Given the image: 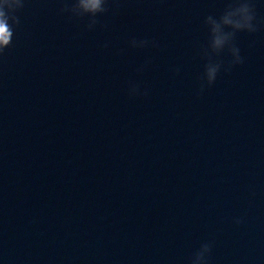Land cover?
<instances>
[{
    "label": "water",
    "instance_id": "95a60500",
    "mask_svg": "<svg viewBox=\"0 0 264 264\" xmlns=\"http://www.w3.org/2000/svg\"><path fill=\"white\" fill-rule=\"evenodd\" d=\"M238 2L107 0L91 24L74 0H21L0 264H264V0H246L242 63L210 39Z\"/></svg>",
    "mask_w": 264,
    "mask_h": 264
},
{
    "label": "clouds",
    "instance_id": "9594fccd",
    "mask_svg": "<svg viewBox=\"0 0 264 264\" xmlns=\"http://www.w3.org/2000/svg\"><path fill=\"white\" fill-rule=\"evenodd\" d=\"M107 0H74V3L71 5L79 6L83 9L85 13L91 17V24H96L97 21L94 17L97 14H102L107 11L105 7ZM23 7L21 0H0V27H3L7 31V40L8 43H0V54L4 52L5 49L9 48L12 45L13 35L15 31V26L19 24V19L15 15L16 11ZM70 7L65 4L63 11L68 10ZM228 8L235 9V13L241 15V19L233 23L227 17L223 19L225 25L230 26L231 31H227L224 35H215L214 38H211V48L213 52L219 56L221 52L227 49L231 55H235V60L233 63H242V60L239 55V49L235 47L233 39L237 31H249L255 32L257 29L254 27L252 21L254 20V15L252 11V6L246 0H239L235 5L229 4ZM90 26V25H88ZM213 32H219V25H217ZM227 44V47H222ZM216 79V69H209L207 72V81L208 85L214 83ZM203 88V85H202ZM205 261V260H204Z\"/></svg>",
    "mask_w": 264,
    "mask_h": 264
},
{
    "label": "snow or ice",
    "instance_id": "6c2138e0",
    "mask_svg": "<svg viewBox=\"0 0 264 264\" xmlns=\"http://www.w3.org/2000/svg\"><path fill=\"white\" fill-rule=\"evenodd\" d=\"M7 31L3 27H0V40L6 41Z\"/></svg>",
    "mask_w": 264,
    "mask_h": 264
}]
</instances>
